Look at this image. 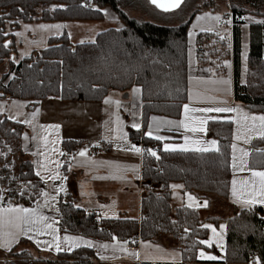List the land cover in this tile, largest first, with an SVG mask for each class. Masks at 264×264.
I'll return each mask as SVG.
<instances>
[{
	"label": "trees",
	"instance_id": "1",
	"mask_svg": "<svg viewBox=\"0 0 264 264\" xmlns=\"http://www.w3.org/2000/svg\"><path fill=\"white\" fill-rule=\"evenodd\" d=\"M211 5L208 2L204 8H197L182 23L164 25L129 16L123 9L126 6L124 0H0V64L10 60L9 70L0 76V98L41 100L60 96L66 100H100L112 90L125 91L140 85L145 121L151 113L179 116L188 92L189 24L198 10H216ZM107 7L117 14L122 26L99 32L93 42H73L66 32L51 36L48 46L41 52L34 51L18 62L12 59L17 46L14 33L8 32L9 27L15 31L22 22L35 20L101 21L106 17L104 10ZM230 7L234 16L244 14L264 19V0H235ZM241 22L234 21L231 40L220 33L200 32L196 39L197 57L201 63L224 72L223 61L232 56L235 100L251 111L264 113V23L250 24L247 80L243 83L240 79ZM221 36L225 38L221 39ZM24 130L22 123L9 119L0 110V153H3L0 155V194L4 193L14 204L34 206L45 184L35 173L32 161L25 156ZM208 134L218 139L219 152L159 150L157 159L145 151V194L140 220L101 217L76 207L68 195L62 198L59 206L60 228L100 241H112L113 236L120 240L154 241L169 235L180 245L185 262L215 264L196 258L198 248L203 245L200 242L207 236L200 209L187 205L173 207L171 202L172 182H182L184 189L199 195L229 197L233 123L210 121ZM131 136L140 139L137 130L131 129ZM143 141L145 150L149 149V144H156L147 137ZM80 144L64 142V169ZM263 145L264 138L261 137H255L251 142L249 162L252 168H264ZM263 215V207L254 206L227 219V249L223 262L246 264L256 256L264 264ZM211 219L217 221L220 218ZM14 256L35 258L29 251ZM39 257L44 258L42 252ZM47 258L50 259L48 262L38 261L93 264L97 259L90 248L47 253ZM21 264L28 263L24 260Z\"/></svg>",
	"mask_w": 264,
	"mask_h": 264
},
{
	"label": "crops",
	"instance_id": "2",
	"mask_svg": "<svg viewBox=\"0 0 264 264\" xmlns=\"http://www.w3.org/2000/svg\"><path fill=\"white\" fill-rule=\"evenodd\" d=\"M222 11L226 14L225 19H231L232 21L230 24V30H225L222 27L225 24L223 22V16L221 15ZM204 13H211L212 15L219 14L222 16V20L218 23L211 19V17H205L204 19L198 21L197 17L203 16ZM105 18H109L107 14ZM235 20L242 21L240 24L241 29L243 23H248L249 26V40H246V45L248 43V47L245 50V55L247 57L245 71H242V61H244L242 29L240 79L241 82H246L248 54L250 48V24L251 22L264 21V19L255 16L250 17L247 15H239V18L236 19L229 8H216V10L207 8L198 10L193 14L188 28V92L187 100L182 104V106L184 104H189L191 107H205L210 106L213 103L218 104L220 100H227L229 104L239 105L245 112L250 114H264L263 112L251 111L245 104L235 100L234 64L232 56L226 59L231 62V68L225 66L224 72L216 70L215 67L210 64L201 63L197 57L196 39L200 32L220 33L231 40L232 27ZM226 32L229 33V36H227L228 33L226 34ZM189 33H191V36ZM95 36L96 35L93 34L82 35L79 37L77 42H93L95 40ZM262 41L264 56V28L262 30ZM209 69H211V71H208ZM229 73L232 78L231 93L228 94L213 91L214 88L221 86L215 85L211 81L221 77L227 78ZM133 87H140L141 92L139 94L133 93ZM197 92L202 94V98L190 101L188 98L189 94L192 93L193 96H195V93ZM208 96H215L217 97V100L209 101L206 99ZM106 97H111L112 101L119 100L121 102L120 106L117 107L115 103L105 104L104 100ZM133 105H135V107ZM0 110L5 113L8 118L9 116H13L15 119L12 120L20 123L24 120H31V124L22 123L25 127L22 136V146L25 156L32 161L35 173L37 174V172H40L39 177L45 184V188L42 193L47 192L49 193V197H56L54 201H49L48 207H42L40 209L41 212L44 215L55 219V227L59 229L58 235L61 237L64 235L83 236L85 239L92 240L98 244H112L115 243V241H100L81 234L70 233L60 228L59 206L63 197L66 198V196L69 195L76 207L79 206V208L85 209L86 211H93L101 217L133 218L140 220L142 217V199L145 194V183L143 181V159L145 151L138 154L134 151H126L124 149L130 148L132 144L145 149L146 147L143 138L147 137L156 141V144H149L148 148H150L151 145H156L159 150H164L163 145L165 143L183 144L184 135H188L191 139H199L203 141L215 139L218 142L217 147H219L218 139L208 134V125L206 133H191L183 128L176 130L177 126L175 125H163L159 133H155L154 129V135L159 134L168 137V139L163 141H158L154 137L146 136L145 133L148 130V125L153 123L151 120L153 116L162 117L166 120L179 121L183 119V107H181L179 116L151 113L145 121L143 90L140 85H133L130 89L125 91L112 90L100 100H66L60 96H50L41 100L0 98ZM33 113H36L34 118L32 116ZM133 113H135V116ZM193 115H212L221 118L215 121H232L223 118L236 116L235 113H194ZM117 116L120 118L119 122L117 121ZM134 121L141 124L140 129H134L131 127ZM232 123V144L235 143L237 145L236 156L239 160L241 155L240 149L243 148L247 150L249 152V155L245 157L247 167L252 168L249 162L251 142L255 137L259 136L251 134L252 139L248 143H245L243 139L236 140L235 136L237 134L242 137L246 134L244 131V122L241 121L240 125H237L234 121H232ZM49 125H59L60 127L59 129L54 127H42ZM118 129H122L123 132L127 133L126 139L121 138L122 134L118 131ZM131 129L137 130L140 133L139 140L132 138ZM25 133L28 136L27 140L24 139ZM33 137H35V139H33ZM45 137L47 140L44 139ZM65 141H77L81 143L76 152L70 156L66 169L63 168L64 154H60L65 153ZM84 148L88 149V154L86 157H81L78 153ZM214 150L215 149H212L210 151ZM261 150H264V145L261 147ZM187 151L195 150L189 149ZM73 157L75 158L73 159ZM254 169L264 170V168ZM57 174L61 178H56ZM234 176L237 179H250L251 173L248 171L240 172L239 170L234 172L231 167L228 198L217 197L214 195H200L207 200V205L200 210L203 225H206L205 220L210 219L211 217H219L220 219L227 221V219L234 216L240 210L247 209V207L241 203H237L235 198L232 196L231 180ZM61 185L63 186L64 191H59ZM42 193L38 200L41 205L44 204L45 200ZM2 195L4 196V200L0 201V207H7L4 205L6 202L12 205H21L14 204L7 200L4 193H2ZM185 199L186 198L184 197V200ZM171 202L173 207L185 205V202H177L174 198V194H171ZM254 206H261L264 209V205L257 204ZM24 207L33 208L36 207V204L34 206ZM57 209H59V211H57ZM29 236L33 238L29 239L28 236H21L18 242L14 243L10 249L0 248V263H21L17 261L18 259L14 255L25 251L33 253L35 258L30 259L37 261L46 260L47 253H58L54 247H48L43 243L44 241H51L53 239L52 236L38 235L35 232L29 233ZM131 239L132 238L128 239V244L125 245V247L129 250L128 252H122L119 250L114 251L111 248L98 249L95 246L90 249H92L96 255L97 262L100 261L106 264H152V262L184 264L183 253L180 245L175 239L168 235H163L160 240L154 241L135 238L137 239L135 249L131 248ZM37 240L41 241L39 245L36 243ZM78 248L89 247L81 245L80 247L72 248L69 251L67 250L68 245L62 243V250L60 252H71ZM40 252H42L45 259H41L39 257ZM98 252L100 253L99 255L97 254ZM132 252L139 253V258L129 254ZM101 256H106L108 258L101 259ZM198 260L209 263L224 261V259Z\"/></svg>",
	"mask_w": 264,
	"mask_h": 264
},
{
	"label": "snow or ice",
	"instance_id": "3",
	"mask_svg": "<svg viewBox=\"0 0 264 264\" xmlns=\"http://www.w3.org/2000/svg\"><path fill=\"white\" fill-rule=\"evenodd\" d=\"M153 4H155L157 7L164 9L165 11H169L171 9L178 8L182 0H151ZM107 14V10H104ZM205 17H211V19L215 20L216 22H221L222 16L219 14L212 15L211 13H204L203 16H198L197 20H202ZM247 19V18H245ZM225 24H231V19L223 20ZM261 23H264V21H261ZM28 27V26H26ZM40 27L43 28H62L64 25H41ZM202 30H210V29H202ZM7 35V33H5ZM16 35H20V33H16ZM191 36V33H189ZM225 37L221 36V39H224ZM10 43V42H8ZM83 43V42H81ZM231 45H229L230 47ZM5 47H7V43L5 44ZM13 60H15V57H12ZM223 64L229 68H231V62L228 60H224ZM208 71H211L209 69ZM215 85H220L221 87L214 88L213 91L216 92H224L230 94L232 91V78L231 74L229 73L227 78L221 77L219 79L211 81ZM133 93L139 94L141 92L140 87H133L132 89ZM2 95V94H0ZM189 100L192 101L193 99H201L202 94L197 92L195 93V96H193L192 93L189 94ZM209 101H216L217 97L215 96H208L206 97ZM105 104L108 103H115L117 107L120 106V101H112L111 97H106L104 100ZM135 107V105H133ZM183 119L177 121V120H166L162 117L153 116L151 118L153 123H150L148 125V130L145 133L148 137H154L158 141H163L168 139V137L155 134L154 135V129L155 133H159L161 127L163 125H175L177 126L176 130H179V128H183L188 132L191 133H206L207 132V125L208 122L215 121L217 119H221L217 116L212 115H193L194 113H202V114H208V113H235L236 116L233 117H224L223 119L232 120L237 125L241 124V121L244 122V131L245 135L242 137L241 135L237 134L235 136L236 140L243 139L245 143H248L252 139L251 134H255L256 136H259L261 138H264V114L256 115V114H250L248 112H245L239 105H232L229 104L227 100H220L219 103H213L210 106L205 107H191L189 104H184L183 106ZM36 113H33V118L35 117ZM135 116V113H133ZM9 119H15L13 116H9ZM120 118L117 116V121L119 122ZM22 123L31 124V120H24L21 121ZM42 127H54L56 129H59V125H49V126H42ZM134 129H140L141 124L139 122H133L131 125ZM118 131L122 134L121 138L126 139L127 133L123 132L122 129H118ZM239 132V129H238ZM24 139L27 140L28 136L25 133ZM35 139V137H33ZM47 140V138H44ZM184 143L183 144H173V143H165L163 145V149L165 151H176V150H182L187 151L189 149H193L198 152H207L212 149H215L217 152L220 151V149L217 147V140L212 139L209 141H203L199 139H191L188 135H184L183 137ZM232 148V157H231V167L233 171L239 170L240 172L248 171L251 173L250 179H237L235 176L231 180V193L232 196L235 198L237 203H241L245 207H247L249 210H251L252 206L260 204L264 205V170H256L254 168H248L247 167V161L245 157L249 155V152L243 148L240 149V157L239 160L236 156V149L237 145L233 143L231 145ZM126 151H134L135 153L141 154L143 151H147L150 155L156 157L159 159V156L157 155V152L154 149H142L141 147H138L135 144H132L130 148L124 149ZM3 153H0L2 155ZM63 155L64 153H60ZM88 154V149L84 148L82 149L78 155L81 157H86ZM75 157H73L74 159ZM59 166V165H58ZM119 171V169H118ZM37 175H40V172H37ZM56 178H61L57 174ZM115 178V177H114ZM66 179V178H64ZM173 189L183 188L184 185L181 184H173L171 186ZM10 191V190H9ZM59 191H64L63 186L61 185ZM21 195H23V191H21ZM42 195L45 197L44 204L41 205L39 201L36 203V207L33 208H26L23 205H12L9 204L7 207H0V248L4 249H10L11 246L14 243H17L19 238L21 236H28L29 239H32L33 237L29 236V233H37L38 235H50L53 237L51 241H44L43 243L46 244L48 247H54L57 252H60L62 250V243L68 245L67 250H71L75 247H80L81 245H86L89 248L97 247L98 249H113L119 250L122 252H128L129 250L125 247V245L128 244V241H120L115 236H113V241L115 243L109 244V243H103L98 244L92 240L85 239L83 236H73V235H64L61 237L58 235L59 229L55 227L56 221L54 218L44 215L41 212L42 207H48L49 201H54L56 199L55 196L49 197V193L43 192ZM188 195V200L191 202L195 200V197H193L190 193ZM4 200V196L0 194V201ZM207 205V201L204 202V206ZM191 206V203L189 204ZM79 207V206H78ZM59 211V209H57ZM51 221V222H50ZM205 228H211L212 232L216 233V228L213 225H202ZM226 226L221 224L220 229H224ZM187 231V229L185 230ZM135 242V241H133ZM36 243L39 245L41 241L37 240ZM143 243V242H142ZM200 243L207 244L211 246L210 240H204ZM100 254L99 252L97 253ZM130 255L135 256L136 258H139V253H129ZM200 258L202 259H208V260H216L218 257L214 255H210L208 253H205L203 250L200 251ZM106 256H101V259H107ZM252 264H261L259 257L253 258Z\"/></svg>",
	"mask_w": 264,
	"mask_h": 264
},
{
	"label": "rangeland",
	"instance_id": "4",
	"mask_svg": "<svg viewBox=\"0 0 264 264\" xmlns=\"http://www.w3.org/2000/svg\"><path fill=\"white\" fill-rule=\"evenodd\" d=\"M124 1L126 6L123 9L129 16L135 17L139 20L152 21L158 24L176 25L189 19L191 14L197 8L200 7L204 8L203 6H205L208 2L212 3L211 6L214 8H221V9L229 8L231 10L230 7L231 3L234 2L235 0H184V2L180 5V7L171 11L161 10L157 8L155 5H153L149 0H124ZM105 10H107V15L109 18H105L104 20L101 21L35 20L31 22H22L19 29L15 31H12L9 27L8 32L14 33L15 44L17 46V51L13 53V57H15V60L18 62L21 59L31 55L34 51L41 52L43 49H45L48 46L49 37L58 36L65 32L69 35V37L73 40V42L74 41L77 42L79 40V37H81L82 35H92V34L97 35L99 32L104 31L108 28H118L122 26L123 24L122 21H120L117 14L110 7H107ZM39 11H41V9H39ZM221 15L223 16V19L226 20L225 19L226 14L223 11L221 12ZM240 15H244V14H240ZM41 25H64V27L59 29L54 27L43 28L40 27ZM222 27L225 30H230V24H224ZM248 28H249L248 23H243L242 29H243L244 61H242V71L246 70L247 57L245 55V50L248 47V43L246 45V40L247 41L249 40ZM16 33H20V35H16ZM227 33L228 32H226V34ZM227 36H229V33ZM9 64H10L9 59H6L0 64V76L9 70L10 67ZM173 184L183 185L182 182H172L171 186ZM189 193L193 197H195V200L191 202L188 200L187 194ZM171 194H174V198L177 202L178 201H180L181 203L185 202L184 204L188 206L191 203V207L194 206L200 210L203 209L204 202L207 201L205 198L201 197L197 193L184 189V187L178 189H173L171 187ZM184 197L186 198L185 200ZM205 224L213 225L216 228V233L214 234L211 228H207V236L202 241L210 240L211 246L207 244H203L201 247H199L196 253V258L202 259L200 258L199 254L200 251L203 250L205 253L218 257L216 260L225 259L226 249H227V242H226L227 221L222 219L215 221L210 218L205 220ZM221 224L225 225L226 227L224 229H220ZM160 238L161 236L158 237L156 240H160ZM16 258L18 259L17 261L21 263L22 261L24 262L25 260L27 261L28 264H47L30 258H19V257ZM47 260L50 259L47 258L45 261ZM21 263H16V264H21ZM102 263L104 262H100V261L97 262L96 260H94L93 262V264H102ZM183 263L196 264V262L189 260L186 262L183 260ZM0 264H4V263H0ZM215 264H243V263L218 262Z\"/></svg>",
	"mask_w": 264,
	"mask_h": 264
},
{
	"label": "built area",
	"instance_id": "5",
	"mask_svg": "<svg viewBox=\"0 0 264 264\" xmlns=\"http://www.w3.org/2000/svg\"><path fill=\"white\" fill-rule=\"evenodd\" d=\"M234 17H235L236 19H238V18H239V14L236 15V16H234ZM222 23H223V22H222ZM150 148H151V149H154L157 153L159 152V148H158L156 145H151ZM4 205H5V206H8L9 203L6 202V203H4ZM133 241H135V242H133ZM136 243H137V239L132 238V239L130 240V245H131V248H132V249H135V248H136ZM253 258H255V256L251 257L250 260H249V262L246 263V264H252ZM152 264H159V263H155V262H154V263H152Z\"/></svg>",
	"mask_w": 264,
	"mask_h": 264
},
{
	"label": "water",
	"instance_id": "6",
	"mask_svg": "<svg viewBox=\"0 0 264 264\" xmlns=\"http://www.w3.org/2000/svg\"><path fill=\"white\" fill-rule=\"evenodd\" d=\"M150 2H151V0H149ZM184 2V0H182V3ZM152 3V2H151ZM181 3V4H182ZM153 4V3H152ZM153 5H155V4H153ZM156 6V5H155ZM157 7V6H156ZM180 7V6H179ZM157 8H159V7H157ZM159 9H161V10H164V9H162V8H159ZM175 9H177V8H175ZM175 9H171V10H175ZM171 10H169V11H171ZM165 11V10H164Z\"/></svg>",
	"mask_w": 264,
	"mask_h": 264
}]
</instances>
